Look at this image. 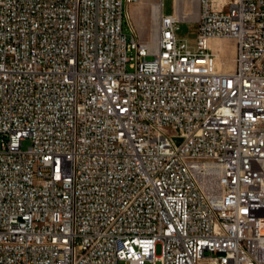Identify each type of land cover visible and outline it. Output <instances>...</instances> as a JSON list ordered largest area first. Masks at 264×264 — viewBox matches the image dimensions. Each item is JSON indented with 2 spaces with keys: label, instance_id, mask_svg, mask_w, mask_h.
Instances as JSON below:
<instances>
[{
  "label": "built area",
  "instance_id": "2783aa9c",
  "mask_svg": "<svg viewBox=\"0 0 264 264\" xmlns=\"http://www.w3.org/2000/svg\"><path fill=\"white\" fill-rule=\"evenodd\" d=\"M138 1L0 0V264H264V0Z\"/></svg>",
  "mask_w": 264,
  "mask_h": 264
},
{
  "label": "rangeland",
  "instance_id": "374dc122",
  "mask_svg": "<svg viewBox=\"0 0 264 264\" xmlns=\"http://www.w3.org/2000/svg\"><path fill=\"white\" fill-rule=\"evenodd\" d=\"M153 2H161L160 0H140L134 3L131 7L132 10V22H135L140 39L142 42H149L153 38V34L156 33L155 29H158V24L152 21V9L151 6ZM183 6H191L192 4H197L196 0H181ZM187 6V15H192L191 19L195 21L197 19L196 11L191 12L190 7ZM174 9L173 0H165V12L170 13ZM154 29V31H153ZM179 38L190 39L192 43H195L198 34V26L193 23H182L180 25V30L177 32ZM228 46V52L225 56L227 64H231L234 52L232 48V41L224 40ZM152 57H149L151 59ZM29 145V142L25 143ZM157 255L162 254L161 245L157 246ZM119 264H126V262H120ZM146 264H152L150 261H147ZM156 264H161L160 261H157Z\"/></svg>",
  "mask_w": 264,
  "mask_h": 264
},
{
  "label": "bare ground",
  "instance_id": "6f19581e",
  "mask_svg": "<svg viewBox=\"0 0 264 264\" xmlns=\"http://www.w3.org/2000/svg\"><path fill=\"white\" fill-rule=\"evenodd\" d=\"M162 6V2H153L151 9H152V21L155 22V24H158V29H161L162 27V18L160 16V13H158L159 9ZM179 6L182 7L183 4L179 2ZM195 4H192L190 7L191 12L195 11ZM156 30V29H155ZM154 31V29H153ZM156 37L157 33L153 34V38L149 42H143L140 43V51H149V48H151V45H155L156 43Z\"/></svg>",
  "mask_w": 264,
  "mask_h": 264
}]
</instances>
